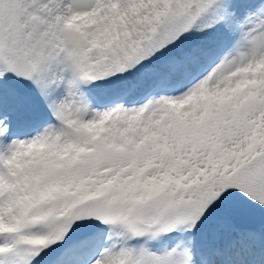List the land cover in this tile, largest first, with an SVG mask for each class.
<instances>
[{
  "label": "snow or ice",
  "instance_id": "1",
  "mask_svg": "<svg viewBox=\"0 0 264 264\" xmlns=\"http://www.w3.org/2000/svg\"><path fill=\"white\" fill-rule=\"evenodd\" d=\"M0 264H264V0H0Z\"/></svg>",
  "mask_w": 264,
  "mask_h": 264
}]
</instances>
